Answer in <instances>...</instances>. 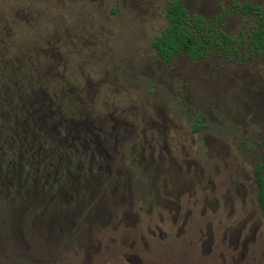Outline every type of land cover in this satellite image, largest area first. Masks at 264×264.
Wrapping results in <instances>:
<instances>
[{
  "label": "rangeland",
  "instance_id": "374dc122",
  "mask_svg": "<svg viewBox=\"0 0 264 264\" xmlns=\"http://www.w3.org/2000/svg\"><path fill=\"white\" fill-rule=\"evenodd\" d=\"M167 1L0 0V75L37 76L35 96L64 117L52 121L64 137L54 159L73 167L48 194L46 232L31 223L39 195L1 191L0 264H264V221L243 179L244 145L264 152V54L241 39L257 16L230 6L264 11V0H182L190 15L220 17L236 52L163 62L151 41ZM229 171L245 205L222 199ZM240 219L256 231L242 259L223 236Z\"/></svg>",
  "mask_w": 264,
  "mask_h": 264
},
{
  "label": "flooded vegetation",
  "instance_id": "af4514ba",
  "mask_svg": "<svg viewBox=\"0 0 264 264\" xmlns=\"http://www.w3.org/2000/svg\"><path fill=\"white\" fill-rule=\"evenodd\" d=\"M248 41H250L248 39ZM18 61V60H17ZM14 73V72H13ZM19 74L10 76L0 75V193L4 192V195L11 192L15 197L21 195L25 197H33L39 195L38 203L33 204L34 213L32 214L31 223H35L34 228L45 227L43 230L46 232L48 227L47 211L57 206V203L50 206L48 201L52 198L48 196L50 192L60 191L61 187L56 184V176L59 179L70 175L73 167L69 165V161L64 167L59 165L60 159H54L60 153L59 150H55V146L63 139V134L56 128L55 118L57 122L62 123L64 117H54L50 111L47 110L45 103L39 102L35 96L38 92L37 84H39L37 76L26 74L28 78L20 77ZM24 82V83H22ZM54 94V92H53ZM52 94V95H53ZM49 98V97H48ZM46 99V98H45ZM50 99V98H49ZM43 101V100H42ZM38 105L46 106L42 108V113ZM46 112L48 113H44ZM194 121H199L200 117H194ZM8 126V127H7ZM194 130L197 131L199 125H194ZM40 132V134H34L32 128ZM12 133H5V129ZM34 131V130H33ZM50 131H54L53 134H49ZM31 133L32 135H29ZM97 141V137L93 135ZM92 139V138H91ZM88 139L89 141L91 140ZM49 142L51 147L45 148L43 144ZM83 138L80 143L81 152L83 153L88 149L89 143ZM91 142V141H90ZM73 144V138L71 140ZM99 145V144H98ZM243 152H250L251 157V172L245 173L243 179L248 182L249 187L254 189L253 200L256 207L264 221V216L259 207L261 194L260 190L264 194V152L260 154L254 153L255 150L251 145H244ZM76 149V148H75ZM101 150V147L99 148ZM24 173L23 180L20 181L21 175ZM217 174V173H216ZM239 176L234 175L231 171L227 172L222 187L225 189L222 193V199L226 205H230L235 201V198L239 199L243 205L246 203L248 191L247 187L238 180ZM13 181L15 185H13ZM50 181V183H49ZM33 185H30V183ZM207 183L211 185V191L213 192L216 187L214 179H208ZM12 186V190L10 187ZM48 196V198H44ZM251 196L249 202H251ZM46 202V203H45ZM217 202V199H215ZM253 202V201H252ZM231 213H228L230 215ZM250 215H248L249 217ZM59 218H64V213H58ZM247 219H240L235 223L236 228L232 229V224L227 225L225 234L223 235L227 239L226 248L228 251L235 252L239 247L242 249L238 252V259H242L248 252V244L252 243L256 238V231H245V224ZM37 226V227H36ZM53 230L54 225L51 224ZM61 226H59V229ZM41 234H38L40 237ZM48 240V239H46ZM233 259L234 256H231Z\"/></svg>",
  "mask_w": 264,
  "mask_h": 264
},
{
  "label": "trees",
  "instance_id": "16d2710c",
  "mask_svg": "<svg viewBox=\"0 0 264 264\" xmlns=\"http://www.w3.org/2000/svg\"><path fill=\"white\" fill-rule=\"evenodd\" d=\"M230 6L240 14L257 16V23L250 27L241 39L246 37L250 40V48L264 54V11L247 1L230 2ZM165 16V27L151 41V46L163 62H168L172 56L180 53L194 60L203 58L215 50L226 54L236 52L235 41L219 28L220 17L208 22L200 15H190L182 0L167 1ZM13 131L11 128L10 133ZM260 194L262 198L259 207L264 216V194L261 190Z\"/></svg>",
  "mask_w": 264,
  "mask_h": 264
}]
</instances>
